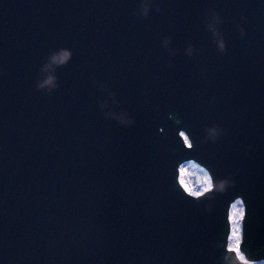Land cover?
<instances>
[{
    "label": "water",
    "instance_id": "water-1",
    "mask_svg": "<svg viewBox=\"0 0 264 264\" xmlns=\"http://www.w3.org/2000/svg\"><path fill=\"white\" fill-rule=\"evenodd\" d=\"M155 3L141 18L139 0H0V264H244L226 247L241 195V251L264 258V0ZM61 45L74 55L56 67L60 87L37 90L39 65ZM100 81L134 124L104 117ZM213 122L224 134L205 140ZM190 160L214 184L235 180L205 193L211 208L176 182Z\"/></svg>",
    "mask_w": 264,
    "mask_h": 264
},
{
    "label": "clouds",
    "instance_id": "clouds-1",
    "mask_svg": "<svg viewBox=\"0 0 264 264\" xmlns=\"http://www.w3.org/2000/svg\"><path fill=\"white\" fill-rule=\"evenodd\" d=\"M155 4L157 10L160 7L155 3V0H139V4L133 9V15L141 18H146L150 15L151 10ZM223 22V17L220 14L219 10L215 7H209L205 13V24L207 28L211 31L212 39L215 43L216 49L219 52L227 51V40L224 32L222 31L220 25ZM240 35L244 36L246 34V28L243 24L239 25ZM173 37L170 34H164L161 37V43L164 48L172 55L175 54L176 49L172 47ZM185 51L188 56L195 55L200 49L192 43L188 42L185 47ZM73 55V49L69 46H58L52 47L47 52L46 57L43 59L42 63L39 65L38 75L35 81V87L37 90H42L46 93H52L54 90L60 87V76L56 72V67L59 65L67 64ZM98 88L106 95H101L97 104L100 111L103 113L105 118L114 119L122 125H132L135 123L134 116L130 111L123 106L122 101L117 95V91L110 86L107 81L98 82ZM216 97L212 96L209 100L210 103H214ZM161 128H163L161 126ZM205 131V140H217L224 134V127L219 122H213L204 125ZM183 134V131H182ZM184 141L186 144H190L188 135H184ZM252 145L248 146L249 151L252 149ZM196 168L197 165H194ZM179 175L177 176V181L180 189L183 192L189 194V196L196 198L206 197L209 201L207 207L211 208L210 201L213 199L212 196H205V193H210L214 187H218L220 191H224L229 185H233L235 180L231 174L224 176H217L214 184L213 176L208 167H203V174L195 173V171L189 170L184 164H180L178 168ZM199 176L200 187L197 189L190 177L193 174ZM242 204L244 197L243 195L237 198ZM247 212V205L240 208H236L235 205L232 207L230 213V219L233 221L231 232L229 235V242L227 244V249L229 252L235 251L236 256L239 261L244 262V264H264V258L260 260H251L248 259L243 251H241V243L243 239V229L241 221L244 220V217ZM225 259H228L225 257ZM234 264V261H233Z\"/></svg>",
    "mask_w": 264,
    "mask_h": 264
},
{
    "label": "rangeland",
    "instance_id": "rangeland-1",
    "mask_svg": "<svg viewBox=\"0 0 264 264\" xmlns=\"http://www.w3.org/2000/svg\"><path fill=\"white\" fill-rule=\"evenodd\" d=\"M183 164L189 168L190 172L191 171H195V173H199L201 175L203 174V167L201 165H199L198 163L190 160V161L184 162ZM194 165H197V167L195 168ZM195 173L190 177V179L192 180L193 185H194V183H198L199 184V176L196 175ZM233 205H235L236 208H240V207H242V203L239 200H235V201L232 202V204H231V206L229 208L230 232H231V227H232V223H233V221L230 219V213L232 211ZM230 232H229V235H230ZM229 235H228V242H229Z\"/></svg>",
    "mask_w": 264,
    "mask_h": 264
},
{
    "label": "snow or ice",
    "instance_id": "snow-or-ice-1",
    "mask_svg": "<svg viewBox=\"0 0 264 264\" xmlns=\"http://www.w3.org/2000/svg\"><path fill=\"white\" fill-rule=\"evenodd\" d=\"M157 5L160 7V4L159 3H157ZM73 55H74V51H73ZM164 129L163 128H160L159 129V131H163ZM183 135V134H182ZM189 137V136H188ZM194 137H192L191 139H190V137H189V140H190V144H187V147L188 148H194L195 147V143L193 142L194 141ZM184 143H185V141H183V146H184ZM246 216V215H245ZM245 218V217H244Z\"/></svg>",
    "mask_w": 264,
    "mask_h": 264
},
{
    "label": "trees",
    "instance_id": "trees-1",
    "mask_svg": "<svg viewBox=\"0 0 264 264\" xmlns=\"http://www.w3.org/2000/svg\"><path fill=\"white\" fill-rule=\"evenodd\" d=\"M194 186L198 189L200 187V184L194 183Z\"/></svg>",
    "mask_w": 264,
    "mask_h": 264
}]
</instances>
